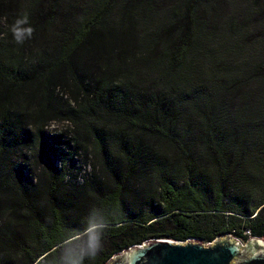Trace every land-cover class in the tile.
Returning a JSON list of instances; mask_svg holds the SVG:
<instances>
[{
    "label": "trees",
    "instance_id": "16d2710c",
    "mask_svg": "<svg viewBox=\"0 0 264 264\" xmlns=\"http://www.w3.org/2000/svg\"><path fill=\"white\" fill-rule=\"evenodd\" d=\"M225 234L264 238V0H0V264Z\"/></svg>",
    "mask_w": 264,
    "mask_h": 264
},
{
    "label": "water",
    "instance_id": "95a60500",
    "mask_svg": "<svg viewBox=\"0 0 264 264\" xmlns=\"http://www.w3.org/2000/svg\"><path fill=\"white\" fill-rule=\"evenodd\" d=\"M105 264H264V238L243 244L231 234L198 238H150L115 253Z\"/></svg>",
    "mask_w": 264,
    "mask_h": 264
},
{
    "label": "clouds",
    "instance_id": "9594fccd",
    "mask_svg": "<svg viewBox=\"0 0 264 264\" xmlns=\"http://www.w3.org/2000/svg\"><path fill=\"white\" fill-rule=\"evenodd\" d=\"M27 19H28L27 16H25L22 21L17 20L16 24L12 28L13 35L17 43H23V39L25 38V36L27 37L32 36L33 29L31 27H27V28L20 27V25L27 23Z\"/></svg>",
    "mask_w": 264,
    "mask_h": 264
},
{
    "label": "rangeland",
    "instance_id": "374dc122",
    "mask_svg": "<svg viewBox=\"0 0 264 264\" xmlns=\"http://www.w3.org/2000/svg\"><path fill=\"white\" fill-rule=\"evenodd\" d=\"M55 128H60V126H58V125H51L50 126V129H52V130H54ZM78 165L80 166V165H82V163H81V161H79V163H78ZM86 171L88 170V168L87 167H83ZM84 169H82V172L84 171ZM243 242V241H242ZM243 244L245 245V242H243Z\"/></svg>",
    "mask_w": 264,
    "mask_h": 264
}]
</instances>
